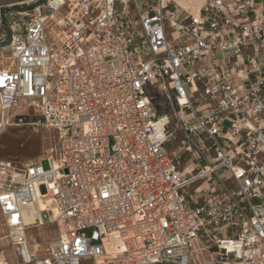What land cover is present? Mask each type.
<instances>
[{
    "label": "built area",
    "instance_id": "built-area-1",
    "mask_svg": "<svg viewBox=\"0 0 264 264\" xmlns=\"http://www.w3.org/2000/svg\"><path fill=\"white\" fill-rule=\"evenodd\" d=\"M26 5L0 122L53 129L57 147L0 160V264H264V0ZM44 225L52 238H28Z\"/></svg>",
    "mask_w": 264,
    "mask_h": 264
},
{
    "label": "rangeland",
    "instance_id": "rangeland-1",
    "mask_svg": "<svg viewBox=\"0 0 264 264\" xmlns=\"http://www.w3.org/2000/svg\"><path fill=\"white\" fill-rule=\"evenodd\" d=\"M30 6L0 8V66L9 62V37L11 27L24 19V15L16 14L17 11H25ZM51 29L47 27V34L50 35ZM57 33V28L55 32ZM149 95L154 98V108L156 112L163 111L165 104L163 97L158 93L152 84L149 85ZM23 122H31L39 119L37 112L28 106H24ZM57 147V133L53 129L31 126L30 124L9 125L2 127L0 122V160L15 163H29L42 159L48 155H54ZM44 168H47V161H42ZM205 184L198 182L197 187ZM55 235L54 225H44L33 227L27 231L28 238L36 237L38 241L49 240ZM0 255L12 261V248L9 242L8 230L4 225L0 215Z\"/></svg>",
    "mask_w": 264,
    "mask_h": 264
},
{
    "label": "bare ground",
    "instance_id": "bare-ground-1",
    "mask_svg": "<svg viewBox=\"0 0 264 264\" xmlns=\"http://www.w3.org/2000/svg\"><path fill=\"white\" fill-rule=\"evenodd\" d=\"M182 2V0H180ZM40 208H43V204H40ZM36 214H38V211L36 210L34 205H30L25 209V214H24V222L26 224H30L33 222L32 220L35 218Z\"/></svg>",
    "mask_w": 264,
    "mask_h": 264
},
{
    "label": "crops",
    "instance_id": "crops-1",
    "mask_svg": "<svg viewBox=\"0 0 264 264\" xmlns=\"http://www.w3.org/2000/svg\"><path fill=\"white\" fill-rule=\"evenodd\" d=\"M31 0H0V8L20 7L30 3Z\"/></svg>",
    "mask_w": 264,
    "mask_h": 264
}]
</instances>
